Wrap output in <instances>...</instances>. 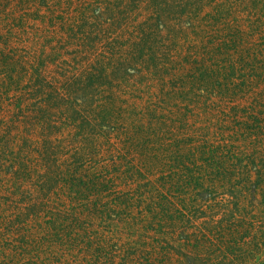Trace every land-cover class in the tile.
<instances>
[{
  "label": "rangeland",
  "instance_id": "374dc122",
  "mask_svg": "<svg viewBox=\"0 0 264 264\" xmlns=\"http://www.w3.org/2000/svg\"><path fill=\"white\" fill-rule=\"evenodd\" d=\"M0 264H264V0H0Z\"/></svg>",
  "mask_w": 264,
  "mask_h": 264
},
{
  "label": "trees",
  "instance_id": "16d2710c",
  "mask_svg": "<svg viewBox=\"0 0 264 264\" xmlns=\"http://www.w3.org/2000/svg\"><path fill=\"white\" fill-rule=\"evenodd\" d=\"M236 155V154H235Z\"/></svg>",
  "mask_w": 264,
  "mask_h": 264
}]
</instances>
